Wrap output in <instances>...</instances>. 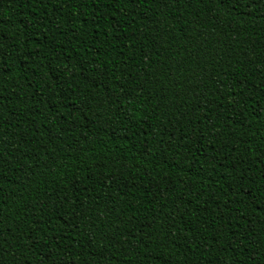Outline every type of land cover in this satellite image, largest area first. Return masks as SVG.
<instances>
[{"label":"trees","instance_id":"16d2710c","mask_svg":"<svg viewBox=\"0 0 264 264\" xmlns=\"http://www.w3.org/2000/svg\"><path fill=\"white\" fill-rule=\"evenodd\" d=\"M0 264H264V0H0Z\"/></svg>","mask_w":264,"mask_h":264}]
</instances>
